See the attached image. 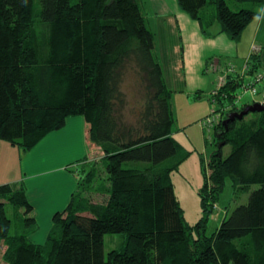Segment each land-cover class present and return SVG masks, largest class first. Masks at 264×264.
<instances>
[{
	"label": "trees",
	"instance_id": "16d2710c",
	"mask_svg": "<svg viewBox=\"0 0 264 264\" xmlns=\"http://www.w3.org/2000/svg\"><path fill=\"white\" fill-rule=\"evenodd\" d=\"M178 2L205 33L216 17L235 40L264 4ZM246 63V71L236 67L211 96L222 117L200 189L203 216L189 225L173 181L183 146L173 136L172 91L141 0H0V142L31 150L69 116L81 115L90 143L102 149L106 173L100 183L99 170L84 165L83 179L80 167L73 169L79 187L55 213L44 244L27 232L39 221L25 183L0 185V264H264V110L224 124L229 111L250 103L236 101L261 71L259 52ZM228 178L237 198H249L208 234ZM80 187L85 194L78 202ZM8 204L25 215V231L11 232ZM107 233L124 235L108 257Z\"/></svg>",
	"mask_w": 264,
	"mask_h": 264
},
{
	"label": "crops",
	"instance_id": "0c3cea01",
	"mask_svg": "<svg viewBox=\"0 0 264 264\" xmlns=\"http://www.w3.org/2000/svg\"><path fill=\"white\" fill-rule=\"evenodd\" d=\"M141 2L148 25L156 34V52L163 66L167 87L172 91L176 119L177 109L185 116L199 114L203 118L210 113L211 107L207 100L210 99L209 87H204L196 80L204 64L214 59L213 55L219 56L214 64L220 65V62L228 58V61L238 65L239 70H243L247 58L259 52L260 69L264 72V4L258 8L260 14L247 26L250 27V34L246 46H243L245 31L240 39L235 40L222 30L220 22L213 17L205 33L199 20L183 10L178 0ZM196 46L202 51L193 54ZM189 53L192 65L190 70L187 67ZM202 84L206 85L207 80L203 79ZM1 145L9 148L3 147L0 150V185L25 183L34 214L41 224V230L32 234L31 240L41 244L40 240L54 225L55 213L68 206L79 187V177L73 169L86 163L91 165L101 159L102 149L90 143L88 125L81 115L69 116L64 127L48 133L31 150H24L11 143ZM4 149H7V153H4ZM242 200L236 199L237 202Z\"/></svg>",
	"mask_w": 264,
	"mask_h": 264
},
{
	"label": "rangeland",
	"instance_id": "374dc122",
	"mask_svg": "<svg viewBox=\"0 0 264 264\" xmlns=\"http://www.w3.org/2000/svg\"><path fill=\"white\" fill-rule=\"evenodd\" d=\"M168 1L172 2L173 0H168ZM249 28L250 27H248L245 30V33L243 35V39H242V44L244 43L243 46H246V43L249 39V34H250ZM193 49H194V44H193ZM200 51H202V49L196 46L195 50L193 51V54L194 53L198 54V52ZM213 57L214 59L211 60L209 64L207 65L206 63L204 64L203 69L200 72L201 75H199L198 79L196 80V82L200 83L204 87H209L207 88V90L210 99L207 100L209 102V106L211 107L210 113L208 114V116L203 118L198 116L199 114H192L190 116H185L182 114L181 111L177 109L176 111L177 119L173 127V133H174L173 136L183 146V153L179 157V161H181V164L179 166V169L173 172V181L175 185V193L180 201L181 206L184 209L185 222L189 225L196 224L203 216L200 189L205 183L206 176L209 175L208 162L212 153L216 149V140H215L216 129L215 127H211L204 124V121L206 120L207 117L213 116L211 115V112L213 108H215V106H213V103L211 101L212 92L215 88H217L220 85V77L226 73V65L229 61H231V60L228 61V58H226L227 61L222 63L220 62V65H218V64H214L215 63L214 61L219 56L213 55ZM187 58H188L187 67L190 70L192 66L189 62L191 60L190 53L187 55ZM196 62L199 63L198 57H196ZM190 78H192L191 75ZM203 79L207 80L206 85L202 84ZM197 86L200 87L199 85ZM239 91H240L239 95L243 96L242 99L239 100L240 106H242L244 103L247 102L258 101L262 97V93L254 94L251 91L244 92L243 89H240ZM194 97L195 96H192V98ZM204 97L207 98V96ZM194 99L196 100L198 98H194ZM178 111L180 114H178ZM1 143L10 144L8 140H2L0 144ZM3 147L9 148V146L1 145L0 150H2ZM223 151L225 156L228 155L231 151V146L228 144L225 145ZM4 153H7V149H4ZM84 165L86 167L90 166V169L99 170L98 175L101 176V177L99 176L100 177L99 182L100 183L106 182V179H104L106 177L105 167H104L105 165L102 162V160L97 159L96 161L92 162L91 165H88L87 163ZM84 165L78 166L80 167L79 170L81 172L82 175L81 177L83 179L85 177H88ZM253 187L255 188L257 187V185H254ZM82 188L83 187L79 188V192L77 195L78 202L84 200L83 196L85 193L83 192ZM236 196H237V192L235 191L234 188V182L232 181L231 178H228L226 181V187L220 195L218 205L215 211L211 214L210 219L208 221V226H207L208 234H212L214 231L217 230V228L221 225L223 219L226 216L230 215V213L238 205V203L246 202L249 198L248 193L244 194L241 198H237ZM92 197L96 201H103L105 195L97 192H92ZM236 199H243V200L242 202H237ZM7 210L9 215L13 219V226L11 232L14 233V232L25 231L27 229L24 223L25 215H23L22 212H17L14 206L11 204L7 205ZM40 230H41L40 223L37 229L35 230L28 229L27 232L29 233L28 234L29 238L32 239L31 238L32 234L39 232ZM50 231L51 230H49L48 234L43 238V240H40L41 244L46 243ZM123 238L124 235L120 233H107L105 235L104 249H105L106 257H108L109 252L112 249L121 247Z\"/></svg>",
	"mask_w": 264,
	"mask_h": 264
},
{
	"label": "built area",
	"instance_id": "2783aa9c",
	"mask_svg": "<svg viewBox=\"0 0 264 264\" xmlns=\"http://www.w3.org/2000/svg\"><path fill=\"white\" fill-rule=\"evenodd\" d=\"M236 67L237 66L233 61H229L227 63L226 73L220 77V85L213 90L212 92L213 95L218 93L219 88L226 83L228 75L231 73H235L237 71ZM247 69H248V64L246 63V67L244 68V71H246ZM262 85H264V72L260 71L252 81L245 83L242 89L244 90V92L251 91L254 94L262 93V97L258 101L264 104V89L262 90ZM242 97L243 96L239 95V98L236 102L239 103L240 102L239 100L242 99ZM211 115L213 116L207 117L206 120L204 121V124L214 127L216 122L221 117V115L220 112L216 110V108H213Z\"/></svg>",
	"mask_w": 264,
	"mask_h": 264
},
{
	"label": "water",
	"instance_id": "95a60500",
	"mask_svg": "<svg viewBox=\"0 0 264 264\" xmlns=\"http://www.w3.org/2000/svg\"><path fill=\"white\" fill-rule=\"evenodd\" d=\"M261 110H264V104L261 103L260 101H254V102H250L242 109L229 111L227 113L226 118L224 119V124L226 126V129L228 128V124L231 120H234L236 118H242L245 115L249 114L250 112L261 111ZM223 144L224 142H221L220 146H222Z\"/></svg>",
	"mask_w": 264,
	"mask_h": 264
}]
</instances>
